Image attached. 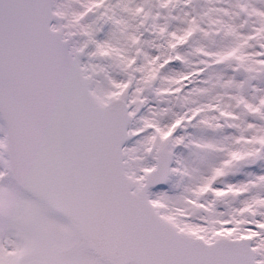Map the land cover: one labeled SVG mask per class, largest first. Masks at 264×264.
Here are the masks:
<instances>
[{"label":"snow or ice","instance_id":"1","mask_svg":"<svg viewBox=\"0 0 264 264\" xmlns=\"http://www.w3.org/2000/svg\"><path fill=\"white\" fill-rule=\"evenodd\" d=\"M0 264H264V0H0Z\"/></svg>","mask_w":264,"mask_h":264}]
</instances>
